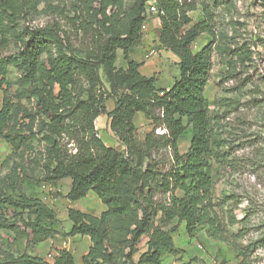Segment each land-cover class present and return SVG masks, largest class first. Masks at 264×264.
I'll return each mask as SVG.
<instances>
[{
    "label": "trees",
    "instance_id": "16d2710c",
    "mask_svg": "<svg viewBox=\"0 0 264 264\" xmlns=\"http://www.w3.org/2000/svg\"><path fill=\"white\" fill-rule=\"evenodd\" d=\"M258 1L264 10V0ZM40 6L41 0H0V88L5 94L0 138L15 151L45 140L38 180L56 184L70 178L69 201L92 190L106 206L99 215L68 208L72 226L64 235L91 240L82 264H163L166 254L179 252L174 233L181 223L191 237L205 226L217 236L220 227L212 210L217 139L206 96L214 42L193 50L201 34L215 35L211 13L191 25L195 0H75L70 9L47 5L74 34L58 21L33 25L30 19L43 11ZM151 7L160 19L159 46L180 60V75L169 89L159 88L157 76L142 74V63L131 58L142 44ZM11 47L15 52L7 54ZM119 50L126 67L118 65ZM11 66L28 85L24 95L32 109L15 112L7 99L4 85ZM110 98L115 106L109 111ZM137 112L152 125L142 140ZM101 114L109 117L124 149L108 146L99 136L95 120ZM188 134L190 144L182 153L180 143ZM20 172L0 187V230L37 244L59 234V218L39 196L23 191L17 183ZM0 264L77 262L67 248L56 249L51 261L6 246L0 247Z\"/></svg>",
    "mask_w": 264,
    "mask_h": 264
},
{
    "label": "rangeland",
    "instance_id": "374dc122",
    "mask_svg": "<svg viewBox=\"0 0 264 264\" xmlns=\"http://www.w3.org/2000/svg\"><path fill=\"white\" fill-rule=\"evenodd\" d=\"M74 2L41 0L43 11L32 16L31 23L36 26L58 21L64 29L71 30L67 20L49 10L47 5L70 9ZM195 2L197 8L190 12L191 25L204 19L205 13L209 12L215 32L214 36L208 32L201 34L194 42L193 50H199L212 40L214 42L213 68L206 96L211 103L210 113L217 139L212 158V210L220 228L217 236L211 235L209 226H205L191 237L185 224L181 223L174 233L179 252L166 254L163 264H264V42L260 40L264 37V10L258 0ZM159 27L156 11L150 10L143 31L148 28L152 43L147 42L146 45V40L142 41V46L150 48H142L143 57L152 56L160 49L157 43ZM72 31L75 34L76 31ZM74 37L77 38L76 35ZM13 52L11 47L6 53ZM119 53L118 64L121 66L125 60L122 50ZM27 88L28 85L21 81V73L11 66L4 89L7 90V99L14 104L15 112L24 107L32 109L31 101L24 95ZM4 98L0 88V108ZM147 131L140 130L138 138L142 140ZM41 137L39 135V139ZM189 144L188 134L180 143V151L186 152ZM46 145L45 140H38L32 149L15 151L0 138V187L9 183V175L21 171L17 183L26 194L39 196L57 212L60 232L43 242L30 244L24 237H19L20 234L3 229L0 230V247L27 251L51 261L56 249L67 248L75 256L77 264H82L88 250L85 238L64 235L71 226L67 216L69 202L65 197L71 179L66 178L68 180L56 184L38 180L43 173ZM117 148L124 149L122 144ZM88 206L96 208L92 201ZM239 250L244 254L239 255Z\"/></svg>",
    "mask_w": 264,
    "mask_h": 264
},
{
    "label": "crops",
    "instance_id": "0c3cea01",
    "mask_svg": "<svg viewBox=\"0 0 264 264\" xmlns=\"http://www.w3.org/2000/svg\"><path fill=\"white\" fill-rule=\"evenodd\" d=\"M157 20L159 21V24H160V19L157 18ZM143 32H144L143 42L146 40L145 43L147 45V42L148 43L151 42L152 34L148 31V28H146V31L144 30ZM157 39H158V37H157ZM157 43L159 44V41ZM142 48H145L143 50H148L149 47L148 46L144 47V46H142V44L137 46L131 52V58L142 63V65L140 67V71L142 74H144L146 76H152V75L157 76V79H158L157 86L159 88L169 89L173 85L174 81L180 75V68H179V61L180 60H179L178 56L173 54L171 51L160 47V49L158 51L156 50L155 54H153L152 56L143 57ZM159 52H160V54H159ZM164 52H165V55L163 54ZM120 56H121V54L118 51V61L120 59ZM122 56H123V54H122ZM121 66L126 67V62L124 61V64ZM106 105H107V109L109 111L112 110L115 106L114 100L112 98L108 99L106 102ZM135 124L138 128V132L140 130H148L149 131L152 127L151 121L145 116V114L143 112H137L136 113ZM95 126H96V129L98 130L99 136L104 140V142H106V141L109 142L108 144L106 142V144L108 146H113V147L117 148V145L121 144L117 140V138L115 137V135L113 134V132L110 129V119L107 116V114H101L99 117H97V119L95 120ZM63 180H68V179H63ZM63 180H61L59 182H62ZM69 181H70V186H71V180H69ZM91 201L96 204V208H94V209L89 208L88 203ZM68 202H69V204L67 207V216H68V208L69 207L77 208L79 210H82V211H85L88 213H92L95 215H99L101 212L106 210V206L103 204L101 199L97 196V194L94 191L89 192V194L85 198H83L81 201L71 202L68 200ZM71 226H72V222H71ZM71 226H70V228H71ZM84 238H85V241L87 242L88 248H89V246L91 244L90 237L84 236Z\"/></svg>",
    "mask_w": 264,
    "mask_h": 264
},
{
    "label": "built area",
    "instance_id": "2783aa9c",
    "mask_svg": "<svg viewBox=\"0 0 264 264\" xmlns=\"http://www.w3.org/2000/svg\"><path fill=\"white\" fill-rule=\"evenodd\" d=\"M151 10H152V11H156V8H155V7H151ZM144 27H145V25H144ZM153 52H154V51H153ZM157 132H163V130L158 129Z\"/></svg>",
    "mask_w": 264,
    "mask_h": 264
}]
</instances>
